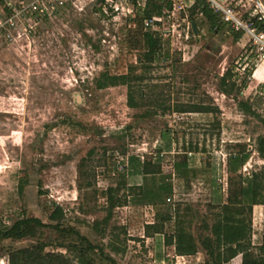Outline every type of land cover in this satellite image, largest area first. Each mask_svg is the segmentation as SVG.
Wrapping results in <instances>:
<instances>
[{"label":"rangeland","instance_id":"rangeland-1","mask_svg":"<svg viewBox=\"0 0 264 264\" xmlns=\"http://www.w3.org/2000/svg\"><path fill=\"white\" fill-rule=\"evenodd\" d=\"M28 1L0 0V16L6 14L7 4ZM145 3L64 0L27 17L18 29L21 36L17 30L13 39L0 33V230L23 217L54 223L49 214L60 205L61 223L77 228L103 249L104 255L99 249L89 253L95 264H207L201 239L210 233L205 224L211 225L219 210L211 204L227 199V162L235 145L245 144L250 153L240 174L264 171V151L257 148L264 124L239 105L247 100L264 117V56L247 32H238L236 38L231 23L213 29L196 15L200 33L194 34L189 9L185 16L176 9L155 26L162 49L160 58L150 63L140 41L146 28L136 19ZM24 26L31 31L24 34ZM187 26L188 39L182 35ZM228 68L230 80L237 83L232 94L219 86ZM103 71L142 74L143 79L131 82L139 104H128L125 84L96 88L95 78ZM198 103L212 111L177 110ZM191 147L198 171L187 184L173 164L178 153ZM131 155L152 162L161 157L163 173L172 175L174 194L164 203H143L144 194L130 195L132 182L126 174L127 184L118 195L128 202L115 207L104 222V191L118 185ZM135 178L145 182L141 175ZM179 205L182 214L191 208L187 227L198 244L194 255L176 254L163 234L145 235V225L163 208ZM173 226V220L167 222L166 232ZM41 229L21 240L0 239V264L8 262L12 249L38 241L47 244L46 251L75 257L74 251L57 245L62 238L56 229ZM263 236L264 204H258L250 235L255 255ZM74 241H79L75 235L64 238L66 244ZM114 244L124 251H115ZM241 257L226 264H238Z\"/></svg>","mask_w":264,"mask_h":264},{"label":"trees","instance_id":"trees-1","mask_svg":"<svg viewBox=\"0 0 264 264\" xmlns=\"http://www.w3.org/2000/svg\"><path fill=\"white\" fill-rule=\"evenodd\" d=\"M172 9L171 0H146L143 8L139 11L137 23L142 28H146L145 19L153 16H161L166 10ZM196 15H202L213 29H220L223 24L222 15L215 12L209 5L207 0H195L189 7V17L195 22ZM255 24L264 31V20L257 21ZM237 30L235 37L239 38ZM193 32V29H192ZM198 33L199 30H198ZM141 43L144 47L145 59L153 63L160 58L162 49V38L158 30L148 28L142 29ZM168 57V56H167ZM232 77L231 69L228 68L220 77L219 86L223 93L232 94L236 89V81L230 80ZM143 79L142 74H133V71L124 74H111L108 71L101 72L95 78V86L98 89H104L117 84H125L128 86V104L132 107L139 103L134 97L132 80ZM247 81L242 85H246ZM239 105L244 112L258 117L264 124V117L252 108L249 101L240 100ZM180 112H209L212 108L205 104H190L177 107ZM123 133V130H119ZM168 137L169 134L165 133ZM236 150L230 153L228 157V193L227 199L220 204H211L213 208L219 210L215 212L214 221L211 225L205 224L210 231L209 234L203 236L201 244L205 249L208 259L207 264H226L238 254H242L241 264H264V236L259 247V254H253L250 251L251 228H252V212L254 205L264 204V171L252 172L248 176L239 173V169L247 162L250 153L246 150L245 144L237 143ZM178 153V158L174 161L173 168L178 178L190 181V177L197 174L198 168L192 164L191 151ZM257 148L264 151V136L259 135L257 138ZM162 158L157 161L141 160L138 156L131 155L128 157L127 165L124 166L120 175L122 179L117 186H109L104 194L107 198V215L104 222L111 217L113 209L118 206L126 205L127 197L119 196L120 188L127 184L124 178L126 174L130 176V195H143L145 200L142 201L157 205L164 203L165 199L174 194V184L171 174H164L161 164ZM127 171V172H126ZM141 175L145 182L139 183L135 176ZM160 175V177H157ZM151 179V181H149ZM149 182V183H148ZM24 184L20 183V191L23 190ZM140 202V203H142ZM191 208H187V212L182 214L179 206L163 208L156 220L145 225V235L153 236L155 234H163L166 245H173L178 255H194L198 252V244L195 236L187 227V217ZM64 217L63 208L56 205L49 214V219L53 222L46 223L36 216L23 217L18 219L13 225L6 229L0 230V239L21 240L26 237L37 235L41 228L51 227L56 229L61 235L59 246L66 247L68 250L75 252V257H70L63 252L46 251V243L36 242L26 246L12 249L8 254V262L6 264H95L93 257L89 253L99 251L103 254V249L97 244L90 241L85 235L73 226H64L61 219ZM173 220L174 226L171 232H166V223ZM68 235H75L79 241L65 243L64 238ZM118 236V234H116ZM115 251L123 250L115 244L112 246ZM124 251V250H123ZM104 255V254H103ZM76 259V260H75Z\"/></svg>","mask_w":264,"mask_h":264},{"label":"built area","instance_id":"built-area-1","mask_svg":"<svg viewBox=\"0 0 264 264\" xmlns=\"http://www.w3.org/2000/svg\"><path fill=\"white\" fill-rule=\"evenodd\" d=\"M171 1V10H166L161 16H153L152 18L145 19L144 24L146 29L151 28L155 30V26L165 17H171V14H173L176 9L185 16L186 10L195 2V0ZM207 1L215 12L221 13L224 22L231 23L236 30L247 32L251 36L258 51L264 56V31L260 30L255 24V20H264V4L260 0ZM63 3L64 0H30L18 6L9 3L5 7L6 9H4L6 14L3 15V17L0 16V33H3L4 37L8 39H13L16 37L14 31L17 30L18 36H21L22 33L18 31V29L25 24L26 19H28L27 17L37 15L44 10H49L51 6H57ZM29 27L32 26L30 25ZM30 29L24 26L23 30L25 32L23 33L26 34L27 31H31ZM189 29L190 27L187 26L182 32V35L184 34L186 39L189 38Z\"/></svg>","mask_w":264,"mask_h":264},{"label":"water","instance_id":"water-1","mask_svg":"<svg viewBox=\"0 0 264 264\" xmlns=\"http://www.w3.org/2000/svg\"><path fill=\"white\" fill-rule=\"evenodd\" d=\"M192 29H193L194 34L198 33V29H197L195 22H192Z\"/></svg>","mask_w":264,"mask_h":264},{"label":"crops","instance_id":"crops-1","mask_svg":"<svg viewBox=\"0 0 264 264\" xmlns=\"http://www.w3.org/2000/svg\"><path fill=\"white\" fill-rule=\"evenodd\" d=\"M260 1L264 4V0H260ZM5 7H6V6L3 7V10L6 9ZM257 205H258V204H257ZM254 206H255V205H254ZM235 258H236V257H234V259H235ZM241 261H242V257H241L240 262H237V263H238V264H241Z\"/></svg>","mask_w":264,"mask_h":264}]
</instances>
